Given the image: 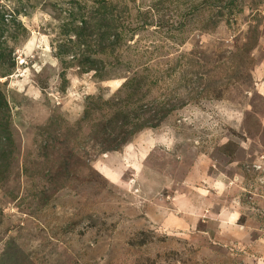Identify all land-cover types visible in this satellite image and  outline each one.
<instances>
[{"label": "rangeland", "instance_id": "374dc122", "mask_svg": "<svg viewBox=\"0 0 264 264\" xmlns=\"http://www.w3.org/2000/svg\"><path fill=\"white\" fill-rule=\"evenodd\" d=\"M0 264H264V0H0Z\"/></svg>", "mask_w": 264, "mask_h": 264}, {"label": "trees", "instance_id": "16d2710c", "mask_svg": "<svg viewBox=\"0 0 264 264\" xmlns=\"http://www.w3.org/2000/svg\"><path fill=\"white\" fill-rule=\"evenodd\" d=\"M111 150H115V149L113 148V149H111Z\"/></svg>", "mask_w": 264, "mask_h": 264}]
</instances>
